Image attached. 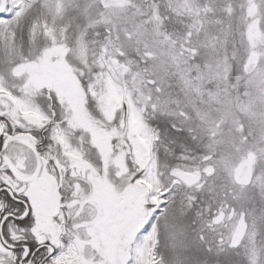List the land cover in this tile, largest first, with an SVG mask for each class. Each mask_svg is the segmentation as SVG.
Here are the masks:
<instances>
[{
    "label": "snow or ice",
    "instance_id": "1",
    "mask_svg": "<svg viewBox=\"0 0 264 264\" xmlns=\"http://www.w3.org/2000/svg\"><path fill=\"white\" fill-rule=\"evenodd\" d=\"M0 264H264V0H0Z\"/></svg>",
    "mask_w": 264,
    "mask_h": 264
}]
</instances>
